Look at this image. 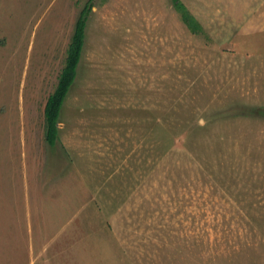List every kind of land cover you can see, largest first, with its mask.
Here are the masks:
<instances>
[{
    "label": "rangeland",
    "instance_id": "obj_1",
    "mask_svg": "<svg viewBox=\"0 0 264 264\" xmlns=\"http://www.w3.org/2000/svg\"><path fill=\"white\" fill-rule=\"evenodd\" d=\"M88 1L0 0V264H264V0H92L51 146Z\"/></svg>",
    "mask_w": 264,
    "mask_h": 264
},
{
    "label": "trees",
    "instance_id": "obj_2",
    "mask_svg": "<svg viewBox=\"0 0 264 264\" xmlns=\"http://www.w3.org/2000/svg\"><path fill=\"white\" fill-rule=\"evenodd\" d=\"M172 1L178 9L182 20L192 32L200 33L204 31L201 21L190 11L183 0ZM92 6V0H89L78 16L74 31L68 43L64 65L58 76V82L47 98L45 105V139L51 146L56 145L59 139V120L61 111L65 99L78 74L86 42L87 24Z\"/></svg>",
    "mask_w": 264,
    "mask_h": 264
}]
</instances>
